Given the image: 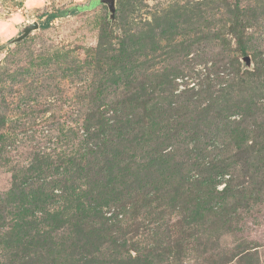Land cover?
Returning a JSON list of instances; mask_svg holds the SVG:
<instances>
[{
  "label": "trees",
  "instance_id": "16d2710c",
  "mask_svg": "<svg viewBox=\"0 0 264 264\" xmlns=\"http://www.w3.org/2000/svg\"><path fill=\"white\" fill-rule=\"evenodd\" d=\"M219 1L221 25L201 38L204 77L178 92L177 65L194 40L180 50L174 41L191 38L197 6L164 14L159 34L131 32L126 17L116 48L97 45L70 149L33 151L0 196V264H263L259 245L222 237L264 202V40L247 32L264 0ZM96 3L46 12L40 26ZM159 48L172 59L153 72ZM248 52L259 61L241 70Z\"/></svg>",
  "mask_w": 264,
  "mask_h": 264
},
{
  "label": "rangeland",
  "instance_id": "374dc122",
  "mask_svg": "<svg viewBox=\"0 0 264 264\" xmlns=\"http://www.w3.org/2000/svg\"><path fill=\"white\" fill-rule=\"evenodd\" d=\"M92 1L97 3L75 14L58 16L49 27L41 28L40 24L44 20L42 14L73 5L87 7ZM219 2L115 0L114 19H111L108 4L103 0H0V118L6 116L0 132L8 134L5 143L10 146L8 148L6 145L0 151V196H4L10 189L14 168L25 163L33 151L59 153L70 149L71 133L75 126L72 120L74 110L88 105L83 96L91 87L92 68L88 67L87 62L101 41L111 43L113 48L117 47L123 29L128 27L123 25V22L128 21L126 17L132 20L131 32L151 26L159 34L158 25L162 24L160 21L164 14L179 11L184 15L189 9L195 14L196 6L201 11L202 17L199 20L194 17L196 23L191 38L180 35L174 41V46L180 50L181 44L194 40L192 54L182 56L181 64L177 65L180 71L175 79L178 92L186 86L201 82L204 77L205 62L201 60L204 40L201 38L207 35V27L212 34L221 25L218 15L225 10ZM131 6L133 11L130 13L127 10ZM125 11L128 16H123ZM180 18L183 19L182 16ZM33 21L38 23V29L19 42L8 44L10 39L20 34L25 25ZM179 25L181 28L185 26ZM247 32L264 40V18L259 24L249 27ZM160 43L162 46L166 44L164 39ZM230 46H235L233 40ZM247 55L250 56L249 66L242 60L243 56L239 57L241 70H250L259 61L251 52ZM171 59L165 50L157 49L151 61L152 71H165ZM44 60L49 63L43 65ZM210 61L207 60L208 65ZM74 68L81 74L77 76ZM6 154L9 161H5ZM12 217L10 215L6 218ZM238 221V229L224 234L223 243L232 246L243 238L259 245V257L264 264V202L242 211Z\"/></svg>",
  "mask_w": 264,
  "mask_h": 264
},
{
  "label": "water",
  "instance_id": "95a60500",
  "mask_svg": "<svg viewBox=\"0 0 264 264\" xmlns=\"http://www.w3.org/2000/svg\"><path fill=\"white\" fill-rule=\"evenodd\" d=\"M106 1L108 4V8H109V12H110V18L114 19V14H115V0H103ZM39 25L37 22L33 21L31 23H28L27 25H25L22 29L21 32L18 36H16L15 38H12L8 41V44H13L16 42L21 41L22 39H24L25 37L28 36V34H30L33 30L38 29ZM242 60L246 63V66L250 65V56L245 55L242 57Z\"/></svg>",
  "mask_w": 264,
  "mask_h": 264
}]
</instances>
